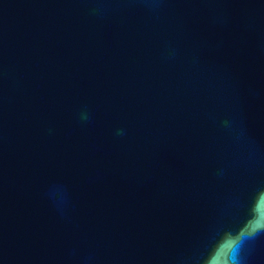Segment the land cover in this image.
I'll use <instances>...</instances> for the list:
<instances>
[{
	"label": "water",
	"instance_id": "95a60500",
	"mask_svg": "<svg viewBox=\"0 0 264 264\" xmlns=\"http://www.w3.org/2000/svg\"><path fill=\"white\" fill-rule=\"evenodd\" d=\"M264 104V0H141Z\"/></svg>",
	"mask_w": 264,
	"mask_h": 264
},
{
	"label": "clouds",
	"instance_id": "9594fccd",
	"mask_svg": "<svg viewBox=\"0 0 264 264\" xmlns=\"http://www.w3.org/2000/svg\"><path fill=\"white\" fill-rule=\"evenodd\" d=\"M262 234H264V188L253 194L247 217L235 230L226 229L216 234L199 264H244L247 246Z\"/></svg>",
	"mask_w": 264,
	"mask_h": 264
}]
</instances>
